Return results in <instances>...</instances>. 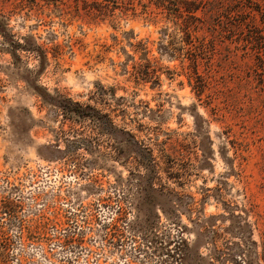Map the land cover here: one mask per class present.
I'll return each instance as SVG.
<instances>
[{"label":"rangeland","instance_id":"374dc122","mask_svg":"<svg viewBox=\"0 0 264 264\" xmlns=\"http://www.w3.org/2000/svg\"><path fill=\"white\" fill-rule=\"evenodd\" d=\"M0 264H264V0H0Z\"/></svg>","mask_w":264,"mask_h":264}]
</instances>
